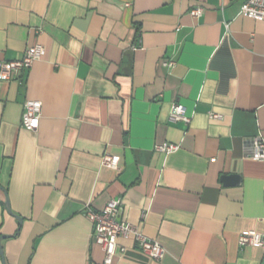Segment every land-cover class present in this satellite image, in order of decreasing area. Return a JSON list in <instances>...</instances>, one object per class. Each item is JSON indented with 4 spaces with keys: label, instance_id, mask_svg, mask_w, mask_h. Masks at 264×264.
Instances as JSON below:
<instances>
[{
    "label": "crops",
    "instance_id": "1",
    "mask_svg": "<svg viewBox=\"0 0 264 264\" xmlns=\"http://www.w3.org/2000/svg\"><path fill=\"white\" fill-rule=\"evenodd\" d=\"M245 1L0 0V62L44 48L0 81V264H103L83 211L110 199L166 252L118 237L112 264H264L238 244L264 232V163L248 157L264 139V21L239 14ZM25 100L42 104L34 132ZM173 103L189 125L169 121Z\"/></svg>",
    "mask_w": 264,
    "mask_h": 264
},
{
    "label": "built area",
    "instance_id": "2",
    "mask_svg": "<svg viewBox=\"0 0 264 264\" xmlns=\"http://www.w3.org/2000/svg\"><path fill=\"white\" fill-rule=\"evenodd\" d=\"M204 9L195 6L189 11V15L198 19L203 15ZM240 15L246 16L257 21H264V0H246L240 7ZM226 29L228 25L226 24ZM44 55V48L39 45L26 47L22 57L17 60L0 62V81L9 82L20 76L23 71L31 68L34 62L39 61ZM175 62L172 60L164 61L163 66L172 69ZM264 66V61H263ZM264 84V72H263ZM42 104L38 100H25L21 116V126L29 131H36L39 126ZM214 119H220L218 114L210 113ZM171 123H183L189 125L191 116L186 114L185 108L179 103H173L169 113ZM248 157L253 161L264 163V139L257 135L252 138L249 145ZM179 149V145L172 143H162L156 145L154 150L165 155L171 154ZM120 159L118 156L104 154L101 157L103 167L118 170ZM120 199H110L100 211H93L86 207L83 216L91 224V241L103 251V264H112L117 250L123 248L117 245V238L133 237L137 247L151 259L159 260L165 255V249L156 241L144 236L139 228L130 223H124L117 219L120 207ZM240 247L252 246L264 249V232L243 231L238 237Z\"/></svg>",
    "mask_w": 264,
    "mask_h": 264
},
{
    "label": "water",
    "instance_id": "3",
    "mask_svg": "<svg viewBox=\"0 0 264 264\" xmlns=\"http://www.w3.org/2000/svg\"><path fill=\"white\" fill-rule=\"evenodd\" d=\"M5 204H6L7 208H8V211L10 212L9 205H8V201L7 200H6ZM117 219L120 220L119 217H117ZM18 220L20 221V218H18Z\"/></svg>",
    "mask_w": 264,
    "mask_h": 264
}]
</instances>
